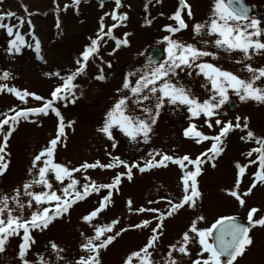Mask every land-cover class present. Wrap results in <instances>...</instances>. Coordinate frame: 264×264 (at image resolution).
Returning <instances> with one entry per match:
<instances>
[{
    "label": "snow or ice",
    "instance_id": "snow-or-ice-1",
    "mask_svg": "<svg viewBox=\"0 0 264 264\" xmlns=\"http://www.w3.org/2000/svg\"><path fill=\"white\" fill-rule=\"evenodd\" d=\"M87 2L67 0L61 5L60 0H53V26L58 36L63 35L62 15L69 11L81 15V5ZM153 3L162 6L163 0H145L142 28L157 20L152 15ZM97 6L101 14L96 28L86 37L72 67L63 73L60 70L44 73L58 81L47 97L0 83V93L15 96L21 105H28L29 98L38 102L36 106H12L0 113V177L10 170L9 144L20 124L39 126L50 114L55 118L54 132L33 154L25 178L10 192H0V259H5L15 239V256L6 259L5 264H11L13 259L18 264H104L105 254L124 236L136 232L144 235V241L122 255L120 264H238V258L255 243L253 230L264 228V209L249 206L244 220L236 212L218 215L209 223L198 212L203 200L199 178L207 168L218 167L229 140L238 135L239 141L248 147L241 151L240 159H233V182L221 191L233 198L238 208L245 209L254 190L258 186L264 188V134L251 127L250 115L229 117L225 110L231 103L230 94L240 102L264 106V65L252 64L256 56H264V20L253 14L254 9L246 0H213L209 16L196 21L190 0H178L175 10L166 16L170 22L160 26L165 34L156 41L162 45L157 49L158 58L148 56L145 62L124 73L115 89L114 103L96 129L110 142V149L118 148L120 141L115 135L118 131L140 155L135 159L122 158L106 145L105 162L95 159L72 165L71 161L56 158L58 148L67 147L68 129L75 132L76 124L74 119L66 120L60 106L76 104L84 95L76 81L89 75L90 66L95 68L92 80L107 82L112 75L107 70L113 69L119 51L131 46L134 35L132 31H122L131 22L129 0H112L111 7L105 0H97ZM23 11L25 15L0 12V29L8 37L5 52L16 56L29 49L38 60L46 62L42 40L33 22L36 13L29 11L27 5ZM157 15L164 17L165 13L159 11ZM13 18L15 24L5 22ZM25 25L27 29L22 31ZM188 29L195 42L177 37V33ZM221 53L231 57L240 71L224 68L219 63ZM138 55L144 56V52ZM240 72L248 75L242 76ZM181 74L201 77L205 97L201 98L184 83ZM14 78L10 70H0V81ZM169 109L174 114H185L186 126L182 127L181 135L202 146L198 154L154 146L139 148L140 144L152 143L156 125ZM172 166L178 170L179 194L174 195L160 185L157 195L144 203H136L129 195L124 198L119 215H105L115 206L116 198L123 195L125 182ZM96 169L111 171L112 175L107 182L98 181L89 175V170ZM246 177L249 183L242 189ZM89 199L95 203L78 218L81 226L77 229L74 253L56 239H49L43 251L36 250L38 234L51 231L58 223H71L72 212ZM188 210H192L193 216L185 228L165 243L168 222Z\"/></svg>",
    "mask_w": 264,
    "mask_h": 264
},
{
    "label": "rangeland",
    "instance_id": "rangeland-1",
    "mask_svg": "<svg viewBox=\"0 0 264 264\" xmlns=\"http://www.w3.org/2000/svg\"><path fill=\"white\" fill-rule=\"evenodd\" d=\"M141 0H129L132 5L130 11L131 22L128 24L127 31H132L131 46L119 51L114 60V67L107 70L112 73L107 82H96L91 79L95 72L94 66L88 69L87 77L78 78L76 83L80 85V90L84 95L76 104H69L66 107L60 106L61 111L67 119H74L75 132L68 129V139L66 148H58L57 160L66 162L71 161L72 165H77L84 160L93 161L99 159L105 162L106 145L108 150L114 154L121 155L122 158L135 159L139 152L131 147L127 139L118 131L115 133L120 141L116 150L110 149V142L99 134L96 129L100 126L105 112L111 107L116 98L115 89L121 83L124 73L133 67L139 66L145 62L148 52L155 48H162V45L156 44L157 39L165 34L160 30V26L168 23L167 15H170L176 7V3L170 6V2L175 0H163V5H156L157 10L165 13L164 17L157 18L150 27H140L139 18L142 3ZM178 1V0H177ZM195 7L213 4V0H190ZM248 3L256 4L264 8V0H246ZM67 0H60L61 5ZM106 4L111 7L112 0H105ZM27 5L29 11L36 13L33 16V22L36 25L37 35L42 40L43 55L45 61H40L35 54L25 49L23 54L10 56L5 52L6 41L8 37L3 29H0V70L8 69L14 79L9 81H0L8 83L19 89H28L45 97L50 90L58 83L55 78L46 77L45 72L60 70L62 73L72 67L74 58L78 55L82 45L86 43V37L90 35L97 24V17L101 10L97 6V0H88L81 5V15L77 16L73 12L62 15L63 35L58 36L57 30L53 26L54 4L53 0H0V12L13 11L18 15H25L23 8ZM197 9V10H198ZM83 21V23H81ZM6 23L15 24V18L5 21ZM27 25L22 31H26ZM179 39L187 42H195L191 30L176 34ZM26 39L30 37L26 36ZM199 39V38H197ZM138 52H144V56L138 55ZM219 63L233 71H240V66L233 63L231 57L224 56ZM264 57V56H261ZM106 59L109 57L105 56ZM209 59V58H205ZM257 59H253V66H257ZM259 63V59H258ZM242 76H247V72H240ZM182 80L188 84L193 91L204 98L206 89L201 87L202 78L198 76H184ZM236 100L237 107L233 110L226 105L225 110L228 116L236 114H248L251 116V127L258 133L264 134V106L257 105L254 102H240L237 97L230 94V100ZM38 102L29 98L28 105H21L17 98L8 93H0V113L6 112L12 106H36ZM186 126L185 114L183 112L172 113L166 110L162 113L155 131L156 135L150 145L140 144L139 148L146 150L148 147H163L165 149H175L178 152L188 151L198 154L203 150L202 146L195 145L192 141L186 140L181 135V129ZM55 118L50 114L49 117L43 118L42 125L22 122L18 130L13 134L10 140L9 150L11 152L10 170L6 176L0 177V192H10L11 188L19 181L25 178L26 168L29 166L33 154L46 144L47 139L54 132ZM205 131H208L206 128ZM248 145L239 141L238 135H234L228 142L226 153L219 160L216 169L207 168L206 172L199 178L200 187L203 192L202 206L198 209L199 213L207 217L208 222H212L218 215H230L239 212L240 218L245 219L247 207L256 206L264 209V188L258 186L253 194L248 197L245 209L238 208L237 202L224 194L221 189L231 186L233 182V159H240V153L246 150ZM176 167L169 169L154 170L151 174H142L134 179L133 182H125L123 186V195L116 198L114 207L106 212L107 217L119 215L123 211V200L126 196H132L136 203H144L147 199L157 195L160 185H163L168 192L179 194L177 187ZM78 175V174H77ZM89 175L98 181L107 182L112 175L111 171H101L99 169L89 170ZM249 183L246 177L242 182V189ZM160 194H164L161 192ZM94 200L89 199L87 202H81L71 214V223H58L51 231L36 236L37 251H43V246L49 239H56L57 242L67 244L69 252L74 253L76 249L77 229L81 226L79 216L86 210L90 209ZM193 216L192 210L182 211L174 220L168 222V228L164 237V242L172 241L178 236ZM133 220L136 217H132ZM254 245L241 258H238V264H264V228L257 227L253 230ZM144 241V235L136 232L129 233L111 248L104 256V264H120V258L130 249L140 246ZM16 240L11 241V247L5 254V259H0V264H5L6 259L15 256ZM71 258V257H70ZM11 264H18L12 260Z\"/></svg>",
    "mask_w": 264,
    "mask_h": 264
},
{
    "label": "flooded vegetation",
    "instance_id": "flooded-vegetation-1",
    "mask_svg": "<svg viewBox=\"0 0 264 264\" xmlns=\"http://www.w3.org/2000/svg\"><path fill=\"white\" fill-rule=\"evenodd\" d=\"M140 2L142 3V5H141V9H140L141 11H140V14H139V18L140 19H143V15H144V12H143V3L145 2V0H141ZM177 3H178L177 0H175L173 2H170V6H173L174 4L177 6ZM190 3L192 4L191 1H190ZM246 3L248 5H250V6L253 7V9H254V13L253 14L254 15H256L258 18H261L262 20H264V8L262 9V7H260V6L256 5V4H253V2L252 3H248L246 1ZM199 4H201V7H199V9L197 8L198 10L195 9V7L192 4L193 11H194V18H195L196 21H203V20H205L209 16V13H210V9L212 7V4L210 5V3H209V4H206V5H203L201 2ZM155 6H156L155 3H153V5L151 6L152 15L153 16H157V18H161L160 16L157 15L156 12H157L158 9H156ZM156 7H158V6H156ZM174 8H176V7H174ZM189 23H191V21H189ZM187 31H189V29L188 30H182L181 32H185L186 33ZM150 51L151 50H149V52H148V56H150L149 55ZM255 58H258L259 59V63H258V59H257V63H256L257 66L264 65V57L256 56ZM252 64H253V60H252Z\"/></svg>",
    "mask_w": 264,
    "mask_h": 264
},
{
    "label": "water",
    "instance_id": "water-1",
    "mask_svg": "<svg viewBox=\"0 0 264 264\" xmlns=\"http://www.w3.org/2000/svg\"><path fill=\"white\" fill-rule=\"evenodd\" d=\"M157 49L159 48H154V49H151L149 55L152 56L154 59L155 58H158L157 57ZM160 55H163L162 51L160 52ZM237 107V102L235 100H231V103L229 104V108L231 110L235 109Z\"/></svg>",
    "mask_w": 264,
    "mask_h": 264
}]
</instances>
